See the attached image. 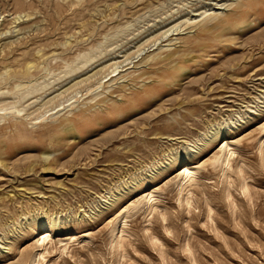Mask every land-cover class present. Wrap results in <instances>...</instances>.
<instances>
[{
  "label": "rangeland",
  "instance_id": "obj_1",
  "mask_svg": "<svg viewBox=\"0 0 264 264\" xmlns=\"http://www.w3.org/2000/svg\"><path fill=\"white\" fill-rule=\"evenodd\" d=\"M259 3L0 0V107L16 106L0 108V264L23 251L36 264L31 224L45 211L57 229L43 264H264ZM175 64L182 75L166 74ZM127 105L129 118L108 109ZM234 139L224 176L210 158ZM198 160L187 208L180 166ZM151 185L161 189L146 214Z\"/></svg>",
  "mask_w": 264,
  "mask_h": 264
},
{
  "label": "bare ground",
  "instance_id": "obj_2",
  "mask_svg": "<svg viewBox=\"0 0 264 264\" xmlns=\"http://www.w3.org/2000/svg\"><path fill=\"white\" fill-rule=\"evenodd\" d=\"M256 6L258 7V5L256 4ZM211 12V11H210ZM208 12L207 10L204 11L203 13H200V15H204V16H207V15H210L211 13ZM190 19H188L186 22H190L189 21ZM196 21V20H195ZM191 22H194V21H191ZM170 52H168L169 54ZM86 55V54H85ZM167 55V54H166ZM165 57V56H164ZM163 57V58H164ZM171 54H169L167 57H165L164 59H162V62L164 61H167L169 60L167 63H170L171 62ZM29 64V62H28ZM34 64L30 63L28 66H27V70H29L31 67H33ZM69 65V64H68ZM119 66V65H118ZM117 67H115V69L113 70V72H111V76L108 78V79H111L114 75H116V73H114V71H117L116 70ZM160 68V67H159ZM157 69V68H156ZM177 64L175 65H171L169 67H166L165 68V72L166 74L170 75V73L172 72L173 76H179V75H182L181 73L178 74V71H177ZM171 71V72H170ZM120 73V71L118 72ZM117 73V74H118ZM103 75V73H102ZM101 75V76H102ZM110 75V74H109ZM157 75V74H156ZM165 75V74H164ZM167 75V76H168ZM184 75V74H183ZM108 76V75H107ZM106 76V77H107ZM163 77V76H162ZM165 77V76H164ZM170 77V76H169ZM104 78V77H103ZM161 82V81H160ZM153 86V85H152ZM89 87V86H88ZM148 87V86H147ZM160 89V88H159ZM31 90V89H30ZM29 90V91H30ZM140 90V89H139ZM23 95V93H22ZM137 95V94H136ZM142 95V93H141ZM25 96V95H24ZM135 96V95H134ZM21 99V98H20ZM141 101V99H139ZM145 101V100H143ZM12 103V102H11ZM136 103V102H135ZM17 104V103H16ZM62 104V103H61ZM122 104V103H121ZM129 104V103H128ZM5 105V104H4ZM124 105V104H122ZM121 105V106H122ZM125 106V105H124ZM14 106L10 105V107H0L1 109L3 108H13ZM56 107V106H55ZM54 107V108H55ZM131 107V105H127L126 107H108V109H111V111H119V110H123L125 111V115L129 118V117H132L130 114H131V111L129 110ZM16 108V106L14 107ZM53 109V107H52ZM100 109V108H99ZM118 109V110H116ZM17 111H20V109H16ZM46 110V109H45ZM60 109H58L56 112H58ZM101 110V109H100ZM100 110H98L99 112H101ZM51 111V110H50ZM15 112V111H14ZM90 112V111H89ZM89 112H86V111H80V114L85 117L87 116L86 113L88 114ZM103 112V110H102ZM8 113V112H7ZM93 113V112H91ZM107 113V112H106ZM124 113V112H123ZM79 114V115H80ZM109 114V113H107ZM119 114V113H118ZM117 114V115H118ZM52 115V114H51ZM110 115V114H109ZM114 115V114H113ZM122 115V114H121ZM130 115V116H129ZM125 116V117H126ZM50 117V116H49ZM109 117V116H108ZM41 118V117H39ZM81 118V117H80ZM117 118H120V117H117ZM35 119V118H34ZM96 120V118H93L91 119V121H94ZM99 120V119H98ZM112 120V119H111ZM65 123L67 122H70L72 121V118H66L64 120ZM106 121V120H105ZM98 122H101L100 120ZM74 123V122H73ZM80 123V122H79ZM84 124V123H83ZM93 124V123H92ZM96 124H98L96 122ZM100 124V123H99ZM95 125V124H94ZM104 125V123H103ZM63 126V125H62ZM97 126V125H95ZM75 127L74 125H67L65 126V128L63 129L64 130V133H63V136L65 137H69L70 135H72L73 132H75ZM91 127V126H89ZM100 127V126H99ZM82 128V126H81ZM97 128V127H96ZM95 129V128H94ZM89 132V131H88ZM74 134V133H73ZM80 137V136H79ZM78 137V138H79ZM81 139V138H80ZM226 139H229V137H224L220 140V143L225 141ZM264 141V139H263ZM237 144L238 143V140L234 139V140H231V141H226V143H224L223 145H220L221 147L216 150L214 153H213V156L212 158H210V161L212 163H214L215 161H218L220 162V166H221V170L223 171V175L226 176L228 173H227V169L229 167H231V162H232V157L234 156L236 150L233 146V144ZM263 143V142H262ZM219 147V146H218ZM261 158L263 159L264 161V149H262V153H261ZM184 160V159H182ZM180 160H178L179 162ZM201 162V161H200ZM199 160L198 161H186V163L182 164L180 166L183 167V170L180 172V177H179V181H178V201L181 205H184L186 204L187 205V208H191V205H192V197L194 196V190H193V187L194 185L196 184L195 183V180H196V177L198 175V170L199 168H201V166H204L205 163H201L200 164ZM217 163V162H216ZM242 170V168H240ZM239 169V170H240ZM228 176V175H227ZM244 185L242 186V189L244 191V189H248V184L247 183H243ZM229 185H230V182H229ZM157 185H151V187L153 189H149V191L144 194L145 196V205L146 208H145V212L146 214H149V213H152L155 209H156V205H155V199H156V196H155V192L158 191L159 189H161L160 186H157ZM150 187V188H151ZM226 190V196L227 197H230V192L229 190H227V188L225 189ZM207 200V205H209V199L208 197L205 198ZM236 207V206H235ZM209 211H211V207H209ZM162 216H163V219H166V213L162 212L161 213ZM52 217L50 216V213L48 211H45L43 213V215L39 216L36 221H34L32 224H31V229L34 231V235H33V244L34 243H37V245L40 246V250L39 251H35L36 253H34L33 257H32V262H35L36 264H43V258H45V253L46 252H50V248L53 246L54 244V231L57 229L56 225L52 222ZM126 219H120L117 221V227H118V232L117 233H114L113 234V237L111 239V244L112 246H117L120 248H124V241H125V238H126V228H125V225H126ZM116 227V226H115ZM168 228V227H166ZM115 229V228H114ZM113 229V230H114ZM170 229V227H169ZM147 231V230H146ZM84 236V235H83ZM76 233H71L69 234V236L67 237H63L60 239V242H63V248H62V252H64V250H66L68 247H69V243L73 242L74 240H76ZM151 239H153V242L154 243H157V240L159 239L156 235L152 234L151 235ZM82 241V240H81ZM84 241V239H83ZM86 241V240H85ZM160 241V240H159ZM125 250V249H124ZM124 252V251H123ZM121 253V252H120ZM127 253V252H126ZM122 254V253H121ZM124 255V254H123ZM28 258L27 254L25 251H23L21 253V257L16 261V262H11L9 264H23L26 259ZM16 260V259H15ZM119 264V263H118Z\"/></svg>",
  "mask_w": 264,
  "mask_h": 264
},
{
  "label": "snow or ice",
  "instance_id": "obj_3",
  "mask_svg": "<svg viewBox=\"0 0 264 264\" xmlns=\"http://www.w3.org/2000/svg\"><path fill=\"white\" fill-rule=\"evenodd\" d=\"M259 6L264 7V0H260Z\"/></svg>",
  "mask_w": 264,
  "mask_h": 264
}]
</instances>
